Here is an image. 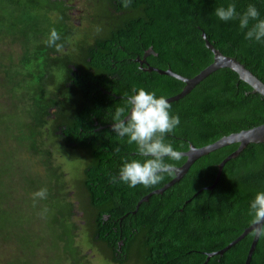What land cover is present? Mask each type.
<instances>
[{
    "label": "trees",
    "instance_id": "trees-1",
    "mask_svg": "<svg viewBox=\"0 0 264 264\" xmlns=\"http://www.w3.org/2000/svg\"><path fill=\"white\" fill-rule=\"evenodd\" d=\"M87 1L93 2L98 15L95 24L99 28L91 26L90 32L101 35L114 32L104 38L107 39L104 53L108 50L120 54L109 50L117 44L126 51L123 54L133 57L151 47L158 56L156 62L154 58L151 61L155 68L191 79L213 62V55L201 37L204 33L223 56L237 60L264 84V43L246 40L247 29L241 30L238 20L224 22L214 14L217 7H227L230 3H235L239 13L248 4H254L264 19V0H131L128 8L122 6V0ZM62 5L52 0H0V37H7L11 43L19 42L22 48L18 63L4 66L1 60L6 54H0V69L4 68L10 92L15 94L21 108V112H15L19 118L10 126L9 135L2 138L4 142L15 143L0 158L1 164L9 165L0 172V217L6 218L0 221V241L31 252V234L25 228L10 229L6 225L10 211L2 204L1 186L6 176H1L13 167L12 159L21 149L20 152L37 158L36 164L43 169L42 173L37 171L39 175L31 179V184L36 186L35 192L47 189L46 198L39 203L48 210L51 240L61 264H90L77 243L80 229L73 221L74 206L65 193V173L53 164L52 154L45 148L48 142L52 147L60 145L80 153L82 169L75 183V197L89 244L102 259L111 264H204L207 254L222 250L251 226L250 202L257 192L264 191V143L249 144L228 161L212 190L206 188L213 184L217 166L237 149V144L197 159L178 183L161 195H151L137 207L143 197L161 189L174 176L165 175L161 183L148 188L111 181L112 176H118L124 158H142L135 155V145L124 146L119 154L114 153V148L126 142V138L121 140L114 134L110 147H99L94 134L86 133L89 126L81 124L83 116L91 120L101 115L90 91L97 78L88 70L92 67L77 68L84 73L77 82L78 88L65 87L62 76L72 72L68 67L72 63L70 55L83 52L88 41L70 45L76 27L67 19ZM111 8L118 14L112 16ZM252 23L255 22L250 21V26ZM52 28L60 36L59 48L45 43ZM134 70L125 93L130 94L136 86L169 99L184 87L172 77ZM50 84L57 90L65 87L61 93L64 101H58L55 92L49 91ZM170 104L171 113L179 116L180 124L166 136V142L181 153L187 152L190 144L202 148L264 124V98L253 94L236 73L225 68L212 73L182 99ZM52 108H57L61 119L67 121L68 128L61 135L55 133L53 123V129L47 124L48 110ZM6 111L0 112V117ZM73 112L75 115H71ZM45 136L47 142L41 140ZM104 140L107 138L103 137ZM185 160L182 157L179 161L166 162L180 167ZM22 176L23 173L19 181ZM105 216L108 220H104ZM252 240L250 232L222 256L210 258L207 264H244ZM119 242H122L120 253ZM117 253L120 258L115 256ZM250 264H264V239H258Z\"/></svg>",
    "mask_w": 264,
    "mask_h": 264
},
{
    "label": "rangeland",
    "instance_id": "rangeland-1",
    "mask_svg": "<svg viewBox=\"0 0 264 264\" xmlns=\"http://www.w3.org/2000/svg\"><path fill=\"white\" fill-rule=\"evenodd\" d=\"M67 3L71 6V13L75 18V20H73L74 25L77 26L76 31L80 29L88 31L79 34L85 36L90 32L91 26L99 28L98 24H95V19L90 23V21L87 22L86 19L78 20L77 18L81 10L87 12L89 15L91 14L93 7L90 2L87 0H67ZM88 42H90V40ZM21 49V44L19 42L11 43V40H8L7 37H0V54H6L3 56L1 64L6 66L9 63H18ZM3 69L4 68L0 69V112L3 113V111L6 110L9 112L6 111L5 115L0 117V158L4 152L13 148L12 145L14 146L15 142L13 140H6L4 142L2 138L5 137L4 134L9 135L10 126L17 122L19 116L15 114V112H21V108L18 107L20 103H17L15 100V94L10 92L8 78L6 79ZM58 78L57 81H59ZM11 81L12 80H10V82ZM41 140L47 142V137H42ZM47 143L45 148L49 149L51 152L53 164L61 167V170L66 176L65 185L67 188L65 193L68 201L74 206L72 212L73 221L80 229L77 243H79L78 246L81 249V253L86 256L90 264H111L105 259H102L95 248H91L87 231L82 227L84 226L81 219L82 214L78 211L79 204L75 197V192L77 191L75 183H77L81 177L80 172L82 169V164L78 160L80 153L75 150L63 148L60 145L58 147H52ZM20 150L19 152L17 151V154L15 153L14 159H12L14 163L13 167H11L6 174L4 173V175L1 176L2 178L6 176L4 179L5 183L1 186V191L4 192L2 195L4 202L2 204L10 211L6 225L9 226L10 229L25 228L31 234V252L29 249H20L18 244L17 246L20 250H17L16 245L13 243H4L0 241V264H61L60 255L56 253L55 243L51 240V230L46 219L48 210L46 209L45 211L44 207L40 205V198L33 199V193H35L34 188L36 186L31 184V179L33 180L36 175H39L37 171L42 173L43 169L36 164L37 158L32 157L27 152H20ZM8 166L7 164H1L0 159V172L8 169ZM21 173H23V176L19 181ZM23 177H26L27 181L24 179L25 182H23ZM2 219L6 220V218L0 217V221H2ZM8 259L12 260L6 261Z\"/></svg>",
    "mask_w": 264,
    "mask_h": 264
},
{
    "label": "clouds",
    "instance_id": "clouds-1",
    "mask_svg": "<svg viewBox=\"0 0 264 264\" xmlns=\"http://www.w3.org/2000/svg\"><path fill=\"white\" fill-rule=\"evenodd\" d=\"M131 0H122V6L128 8ZM219 20L227 22L238 20L241 30H245V39L264 43V19L254 4H248L243 13L236 10L235 3L227 7L220 6L214 11ZM250 21H254L250 26ZM60 36L55 28L50 30L45 43L57 47ZM112 131L128 145H135V155L142 159L124 158L118 176H112V182H122L129 187L142 185L145 188L161 183L165 175H173L177 170L172 163L179 161L183 153L166 142V136L173 133L180 124L178 115L171 113V104L164 95L157 97L155 91L133 86L131 94L125 93L124 106L116 107L113 115ZM119 154L120 148L113 149ZM47 189L42 188L33 193V199H44ZM248 215L251 217V235L264 239V191L257 192L250 202Z\"/></svg>",
    "mask_w": 264,
    "mask_h": 264
},
{
    "label": "flooded vegetation",
    "instance_id": "flooded-vegetation-1",
    "mask_svg": "<svg viewBox=\"0 0 264 264\" xmlns=\"http://www.w3.org/2000/svg\"><path fill=\"white\" fill-rule=\"evenodd\" d=\"M52 1H59L60 3L63 4L62 7H64L63 10L66 12L67 19L74 25L75 18L72 16L71 6L69 5V3H67V0H52ZM90 3L92 4V7H94L93 2ZM81 11L79 16L77 17L78 20L86 19L87 22L90 21L91 23V21L96 19V16H98L94 9L90 15L87 12H84L83 10ZM110 11L112 13V16L118 14L117 11L113 10L112 8L110 9ZM83 32H88V31H86L85 29H80L77 31L75 30L70 37L69 40L70 45H76L77 42L83 43L84 39H86L87 41L90 40V42H88L85 47L81 44V46L84 47L83 50L84 53L80 51L71 54V56L73 55L71 57L72 63H70L68 67L72 70V72H70L65 76H62V79L66 83L65 84L66 89L74 90L75 87L78 88L77 82L81 79L80 77L84 75L83 71H79V70L80 69L85 70L87 69V67H92L88 70H90L91 75L97 79H94V82L91 84L90 91H92L94 100H96L97 103L95 104V106H97L98 112L99 113L101 112V115L100 116L98 115V117L94 116L91 120L87 119V116L85 117L83 116L81 120V124L85 126H89V131L86 133H91L92 135L94 134V136L97 138L96 144L99 145V147H104L106 149L111 146V141H110L111 136L113 134L115 135V133L112 131V124H113L112 118L114 115V111L116 107L124 106L123 93L127 91L129 87V82L132 80L130 76L132 71L135 69L137 72L140 71L142 73L154 72V71H146V70L157 69L152 65L151 61L152 58H154L156 62L158 56L156 53H154L152 48L149 47L147 49H143L141 53L138 52L135 54V56L130 57L129 54H123L126 51L122 49L121 46H119L120 48L117 47V44L111 45L109 47V50L112 49L113 51L115 50L119 51L120 54H117L118 52L113 54L110 53V51L108 50L106 53H104L103 50L105 47H107L103 45L105 44L104 41H107V39L104 38L106 37V35H108V37L111 36L114 32L109 31L104 35L103 34L101 35V33L99 32H93L95 34L89 32L85 36H82L81 34ZM100 63L102 64V66H99ZM77 68L80 69L78 70ZM86 74H89V72H87ZM65 87L63 88L60 87L61 89L57 90L55 85L50 84L48 89L50 92H55L58 101H64L61 93L65 91L64 90ZM48 112L50 116L46 118V120L48 121L47 124L51 125L52 127V123H53L56 129L55 133L61 135L62 132H64V130L68 128L67 121L61 119V116L59 115L60 112L58 113L57 108L49 109ZM74 113L75 112H73L71 115H73ZM70 121L71 123H77V122H73L72 120ZM48 130H50V128H48ZM81 132L85 133V131H83L82 129ZM100 136L102 137L100 138ZM103 137H106L107 140L102 141ZM127 145H128L127 142L123 141L119 144V148H122ZM104 220H108V217L105 216ZM121 248H122V242H119L118 243L119 253H120L119 249ZM119 253L115 255L117 256V258L118 257L120 258Z\"/></svg>",
    "mask_w": 264,
    "mask_h": 264
},
{
    "label": "water",
    "instance_id": "water-1",
    "mask_svg": "<svg viewBox=\"0 0 264 264\" xmlns=\"http://www.w3.org/2000/svg\"><path fill=\"white\" fill-rule=\"evenodd\" d=\"M205 47L212 53L213 55V62L207 66L205 69L200 71L195 77L191 79H187L184 77H181L175 73H173L171 70H158V69H148L146 71H154L160 75H165L172 77L176 80L181 81L184 84V87L182 91L174 96L171 97L168 100L169 103L176 102L180 99H182L184 96H186L188 93H190L199 83H201L204 79H206L208 76H210L212 73L216 72L219 69H229L232 72L236 73L239 80L243 83L247 84L253 94H258L262 98H264V84L258 80L253 74H251L243 65H241L237 60L231 57L223 56L217 49H215L207 40L204 33L201 35ZM264 143V124L251 128L249 130H244L239 133H234L229 136H225L218 141H216L213 144L207 145L202 148H195L191 144L189 145V149L187 152L183 153L182 157H185V162L182 166L176 167L177 170L173 175L174 178L167 183L165 186H163L161 189L154 191L153 193L149 194L148 196L144 197L137 205V207L142 203L146 202L151 195H161L164 191L178 183L183 176L186 174L188 169L191 167V165L199 158L208 155L211 152H214L218 149H221L223 147H227L230 145L237 144V149L231 153L228 157H226L218 166H217V174L215 177V180L211 186L206 188L207 190H212L215 185L217 184L221 171L224 167V165L232 160L235 159L249 144H260ZM251 232V226L246 228L244 232L233 242H231L229 245H227L222 250L207 254L206 260L204 264H207L210 258L214 256H222L227 250H229L232 246L237 244L239 241H241L247 234ZM258 238L253 237L252 243L250 245V249L247 253L245 263L244 264H250L252 254L254 252L255 246L257 244Z\"/></svg>",
    "mask_w": 264,
    "mask_h": 264
}]
</instances>
